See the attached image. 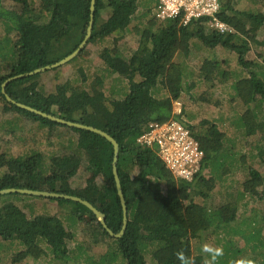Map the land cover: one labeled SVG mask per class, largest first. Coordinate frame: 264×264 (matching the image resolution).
<instances>
[{
    "label": "trees",
    "instance_id": "trees-1",
    "mask_svg": "<svg viewBox=\"0 0 264 264\" xmlns=\"http://www.w3.org/2000/svg\"><path fill=\"white\" fill-rule=\"evenodd\" d=\"M3 1L0 0V26L7 31L0 39V101L4 103L3 112L12 111L47 129L48 136L54 135L60 139L62 151L59 154L50 152L48 156L42 152H31L24 157L0 153V191L28 189L80 198L103 213L107 227L113 234H118L122 227V209L112 174V145L92 132L68 128L22 110L7 102L2 94V84L8 78L56 63L79 46L89 22L90 0H14L19 5L15 10L5 9ZM222 1L218 18L230 26L233 33L221 34L210 30L204 20L182 26L178 20L158 23L149 17L150 20L141 31L135 28V32L140 34V55L134 54L124 59L115 47L111 51L102 50L98 55L103 65L101 73L108 76L116 74L119 79L126 81L118 99L106 97L103 75L94 79L96 87L88 89L56 85L53 93L44 94L28 81L33 76L11 82L4 89L5 94L16 103L68 122L93 127L107 133L117 142L119 152L116 168L127 207V225L120 238L109 236L94 214L79 203L37 197L59 206L73 207L71 215L75 218L74 225L86 218V228L83 229L85 236L95 243L110 242L106 244L107 251L100 256V260L103 258L106 264H115L118 258H122L125 264H146V254L150 264H182L177 256L179 252H183L188 264H200L198 257H193L191 244L209 230L223 231V235L217 237L218 247L215 249L229 248L226 240L237 235L243 239L248 234V240L251 234L258 233L257 228L253 230L251 223L246 226L250 216L237 224L232 223L238 219L237 198L248 195L254 199L259 194L258 189L264 187V171L249 167L248 176L242 182V190L232 192L236 198L211 210L194 203L193 197L205 196L202 189L206 187L211 190L213 179L200 174L191 182L176 180L154 150L137 144V139L150 123L176 120L190 132L203 151L202 171L207 161L214 159L216 165L213 173L220 177L229 173L222 160L228 154L222 153L223 146L226 143L228 145L225 133L214 124L190 126L181 120L180 115L173 113V104L179 100L187 77L184 66L175 59L186 58L190 41L196 40L208 51H232L237 56V65L247 71L246 77H236L232 85L234 97L241 105L239 117L242 130L237 132L242 139L262 132L261 139L249 146V155L255 158L257 155L253 154V150L258 151L257 164L264 168V123L256 119L257 114L264 115V71H261L264 69V53L257 52L260 64L246 59L251 45L258 44L256 35L264 19L253 14L245 16L231 7V0ZM137 2L95 0L94 24L88 43L125 31ZM105 11H109V17L99 24ZM146 14L145 11L141 16ZM199 71L203 74V80L211 85L227 79V73L220 69V64L215 60L205 59ZM155 91H161L164 96L159 97ZM112 95L116 96L115 93ZM105 100H110L109 110H105ZM245 156L239 159L248 158ZM229 159L232 157H228L227 161ZM80 168L89 177L84 188L72 189L69 180ZM13 196L17 198L14 200ZM22 196L26 195L0 196V239L17 242L21 246V251L13 253L8 259L9 263L24 264L27 257L40 259L46 254L45 249H49L57 261L76 264L71 254L82 248L68 249V243L74 241L71 230L65 228L57 215L28 216L15 204L21 201ZM262 196L264 198V192L257 199L260 209H249L256 213L254 224L262 226L259 238L248 240L244 254L238 249L233 251L241 254L235 264L247 260L264 264ZM207 255L211 263L215 264L228 254L222 253L215 260L213 253L207 252Z\"/></svg>",
    "mask_w": 264,
    "mask_h": 264
},
{
    "label": "rangeland",
    "instance_id": "rangeland-1",
    "mask_svg": "<svg viewBox=\"0 0 264 264\" xmlns=\"http://www.w3.org/2000/svg\"><path fill=\"white\" fill-rule=\"evenodd\" d=\"M225 1L223 0L222 3H225ZM154 2L155 0H138L137 8L132 14L131 22L125 31L114 33L109 37L96 40L92 43H87L84 52L80 56L75 57L67 64L56 69L39 73L28 81L35 84L37 90L44 94L53 93L56 85L67 86V88L80 86L84 89L96 87L93 84L94 79L97 76L103 75L101 73L103 65L98 56L102 50L111 51L115 47L124 59L130 58L134 54H141L140 34L135 32V28L141 31L144 25L150 20L149 17H152L150 11L154 7ZM230 5L235 11L245 16L253 14L260 19H264V0H231ZM2 6L8 10H15L19 5L14 0H4ZM145 11L147 12V16L142 17L141 13ZM109 14V11H105L98 23L104 22L109 17ZM6 33V29L0 26V39ZM256 40L258 44L251 45V51L246 55V59L249 61L254 60L260 64L261 59L258 58L257 52L264 53V21L258 30ZM58 55H60V52ZM205 59L218 62L220 69L222 71L225 70V73H227V79L218 84L214 83L211 85L206 83L203 80V74L199 71ZM175 61L184 66L187 75L184 79V90L180 94L179 100L176 101L178 104L176 106L175 103L173 104L175 108H180L181 120L193 127L214 124L225 133V138L228 142V145L226 143L225 147L223 146L224 150L222 151V153L227 152L228 154L222 160L225 162L224 165L228 167L229 173H225L221 177L213 173L216 161L210 159L205 164L202 174L205 178L213 179V188L209 190L203 187L202 191L206 195L193 197L194 203L214 210L229 199L236 198V195H232V192L234 193L236 191L237 193L242 190V182L248 176L249 167L264 171V168L257 164L258 151L253 150V154L257 155L255 158L249 155V146H252L261 139L263 136L262 132L258 131L252 137L243 139L237 132L239 129L242 130V123L239 117L241 116V105L238 99L234 97L232 85L239 76L246 77L248 73L237 65V56L232 51L227 49L208 51L196 40L190 41L188 56L186 58L177 57ZM261 71H264V69H261ZM108 75L105 73L103 75V87L106 90V97L108 99H118L120 97V90L125 87L126 81L119 79L116 74ZM83 78L85 79L84 81ZM112 93H115L116 96L112 95ZM155 94H159V97L164 96V93L161 91H155ZM109 101L105 100L104 102L106 106L105 110L110 109ZM3 108L4 103L0 101V153H5L9 156L12 155L13 157H24L31 152H42L48 156L50 152L59 154L62 151L61 145L59 144L60 139H56L54 135H51V137L48 136L47 129L40 128L37 123L19 117L12 111L4 113ZM242 109L245 111V108ZM256 119L264 123V115L257 114ZM243 155H246L244 158H248L240 160V157ZM228 157H232V159L227 161ZM45 167H47L46 164ZM88 177L89 174L83 168H80L78 173L69 180V186L72 189L80 190L84 188ZM193 185L195 186V184ZM197 189L200 190L199 188ZM258 192L259 194L254 199H251L248 195L237 198L238 219L232 223L237 224L247 216H250L246 226L252 224L253 230L258 229V233L251 234L248 237L250 241L251 239L259 238V231L262 227L260 224H254L256 213H252L249 210L260 209L257 199L260 194H263L264 187L259 188ZM22 197L21 201L15 204L28 216L57 215L64 223L65 228L68 227L71 230L74 241L68 243V249L82 248L78 249L75 254H71L76 264H106L103 258L100 260V256L107 251L106 244L110 242L95 243L93 239L85 236L83 229L86 228L85 221L87 219L84 218L85 221H80L77 225H74L75 218L71 215V209L73 207L70 205L59 206L55 202L37 197ZM15 198L17 196H13L12 199L15 200ZM221 234L223 235V231L215 232L209 230L206 234L201 235L198 240L195 239L192 241L193 257H198L200 264H212L207 252L204 251V246L207 245L210 248H217L216 240ZM247 236L248 234L242 239L240 235H237L232 239H227L226 242L228 241V244H226L229 245V248H222V253L228 255L225 259H220L215 264H235L241 258V254L234 253L233 251L238 249L242 254L245 253L246 245L249 242L246 238ZM42 247L44 248L45 245ZM17 249L21 251V246L17 242H5L0 239V264H10L8 259L13 253L17 252ZM45 253L40 259L27 257L24 264H64V262L54 259L49 249H45ZM145 257L146 264H150L149 256L146 254ZM115 264H125V261L122 258L121 260L118 258Z\"/></svg>",
    "mask_w": 264,
    "mask_h": 264
},
{
    "label": "built area",
    "instance_id": "built-area-1",
    "mask_svg": "<svg viewBox=\"0 0 264 264\" xmlns=\"http://www.w3.org/2000/svg\"><path fill=\"white\" fill-rule=\"evenodd\" d=\"M216 5L219 7L216 8ZM220 9V0H155L152 17L158 23L178 20L182 26L204 20L210 30L221 34L233 33V29L218 18ZM218 23L225 25V28L221 30ZM175 106L173 113L180 115V108ZM137 144L154 150L176 180L191 182L202 174L204 153L190 132L176 120L150 123L137 139ZM189 174L190 178H187Z\"/></svg>",
    "mask_w": 264,
    "mask_h": 264
},
{
    "label": "water",
    "instance_id": "water-1",
    "mask_svg": "<svg viewBox=\"0 0 264 264\" xmlns=\"http://www.w3.org/2000/svg\"><path fill=\"white\" fill-rule=\"evenodd\" d=\"M89 10H90V15H89L88 26L86 29V34H85L82 42L79 44V46L71 54H69L68 56L64 57L63 59H61L58 62L53 63L51 65L36 69L30 73L16 75V76L8 78L2 84V94L5 96V99L7 102L11 103L12 105H14V106H16L22 110L28 111L32 114L37 115V116H41L45 119H48L54 123L66 126L68 128H74V129L92 132V133L104 138L105 140H107L112 145V147H113L112 174H113L117 195H118L120 205H121V209H122V227H121V230L118 234H113L111 232V230L105 224V215L103 213L99 212L96 208H94L87 201L82 200V199L77 198V197H74V196H67V195L56 194V193H48V192H43V191H34V190H28V189H5V190H1L0 196L6 195V194H21V195L41 197V198L65 199V200H69V201L79 203V204L85 206L87 209H89L94 214L96 220L99 222V224L102 226V228L109 234V236H111L113 238H120L123 235V233L125 232L126 225H127V207H126L125 200H124V197H123V194L121 191V186H120V182H119V178H118V174H117V168H116V164H117V160H118V152H119V147H118L117 142L111 136H109L107 133L102 132V131L95 129L93 127H89V126H85V125L77 124V123H73V122H68V121H65L63 119L57 118L55 116L44 114L40 111L34 110V109H32L28 106H25L23 104L16 103L8 95H6L4 92L5 87L11 82H14V81H17L20 79H24L26 77H32L34 75L46 72L48 70L56 69L60 66L67 64L68 62L73 60L75 57H77L78 54H80V52L85 49L87 43L89 42V40L91 38V33L93 30V24H94L95 0H90Z\"/></svg>",
    "mask_w": 264,
    "mask_h": 264
},
{
    "label": "clouds",
    "instance_id": "clouds-1",
    "mask_svg": "<svg viewBox=\"0 0 264 264\" xmlns=\"http://www.w3.org/2000/svg\"><path fill=\"white\" fill-rule=\"evenodd\" d=\"M219 5H216V8H218ZM218 27L223 30L225 28V25L223 24H219L218 23ZM187 178H190V174ZM204 251L206 252H210V253H213V260H215V257L218 256V255H222V249H212L210 248L209 246L205 245L204 246ZM177 256L178 258L181 260L182 264H188L187 261H185V258H184V255H183V252H179L177 253ZM239 264H255L254 261L252 260H247V261H240Z\"/></svg>",
    "mask_w": 264,
    "mask_h": 264
},
{
    "label": "crops",
    "instance_id": "crops-1",
    "mask_svg": "<svg viewBox=\"0 0 264 264\" xmlns=\"http://www.w3.org/2000/svg\"><path fill=\"white\" fill-rule=\"evenodd\" d=\"M154 4H155V2H154ZM152 10H153V8L151 9V13H152ZM16 251H19V250L17 249ZM9 258H11V256H10ZM8 262H9V260H8ZM10 264H11V263H10Z\"/></svg>",
    "mask_w": 264,
    "mask_h": 264
}]
</instances>
